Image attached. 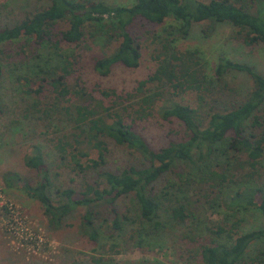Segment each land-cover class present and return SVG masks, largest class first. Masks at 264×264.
<instances>
[{"label": "trees", "instance_id": "obj_1", "mask_svg": "<svg viewBox=\"0 0 264 264\" xmlns=\"http://www.w3.org/2000/svg\"><path fill=\"white\" fill-rule=\"evenodd\" d=\"M6 5L0 2V83L5 64L20 60L17 52L6 53L5 46L25 37L37 46L59 50L54 64L48 58L35 69L26 61L32 69L25 68V75L18 79H23L27 88L23 92L34 95L32 106L45 118L52 111L68 117L70 136L61 134L52 145L62 165L83 176L82 189L76 194L71 186L55 188L54 198L38 145L36 153L24 159L26 166L37 170L36 183L16 173L5 176L40 202L50 224L58 228L82 207V232L98 243L93 250L106 251L108 241L109 248L118 252L125 244L154 248L158 244L153 242L165 239L177 223L184 228L183 237L197 244L194 251L202 264H264V224L240 230L246 212L255 210L264 219V75L225 55L218 56L208 73L200 48L180 51L173 44L177 36H187L194 23L207 22L211 27L228 23L237 29L235 37L244 45L264 47V0H132L130 5L45 0L13 19L1 16ZM136 18L153 24L174 22L169 27L176 36L163 37L151 74L124 93L99 84L90 90L80 84V77L71 81L78 52H62L61 43L77 47L88 26L110 43L117 40L109 54L94 61L100 75H107L116 63L137 67L141 46L128 30ZM60 23L67 27L57 30ZM231 71L246 73L251 79L243 97L223 82ZM187 91L195 93V104L165 99V94L176 97ZM1 106L0 97V114ZM154 114L179 122L184 130L179 140L157 150L137 131L138 121ZM110 142L127 148L137 162L106 167ZM83 145L95 151L96 157H90ZM191 189L199 194L188 196ZM228 191L233 194L225 205L222 197ZM126 196L134 210L126 206L121 212L117 204ZM201 208L224 213L223 219H202ZM106 230L108 236L103 235ZM102 257L91 259L103 264Z\"/></svg>", "mask_w": 264, "mask_h": 264}, {"label": "rangeland", "instance_id": "obj_2", "mask_svg": "<svg viewBox=\"0 0 264 264\" xmlns=\"http://www.w3.org/2000/svg\"><path fill=\"white\" fill-rule=\"evenodd\" d=\"M7 3V8L2 10L1 16L13 19L15 15H21L24 11L32 9L36 4H45V0H0ZM110 4L130 5L132 0H103ZM206 1V0H205ZM1 17V18H2ZM4 18H2L3 20ZM173 20L164 23L153 24L145 19L136 18L128 30L141 46V58L137 67L127 68L119 63L112 65L107 75H100L94 69L96 58L109 54L116 46V41L108 42V39L92 27H86V35L82 43L77 47H67L63 42L62 52L71 53L75 50L76 58L73 64L71 81L74 77H80L81 85L90 90L96 89L99 84L103 87H113L119 92L131 91L138 80L147 77L155 68V56L161 48L163 37L176 36ZM66 23H60L57 30L66 28ZM210 29V31H209ZM236 28L228 23H219L209 26L207 22L194 23L187 36L178 37L173 43L180 51L200 48L207 61V72L211 73L219 55H225L233 60L248 63L264 75V47L256 45L247 47L241 40L235 37ZM50 48L37 46L33 41L22 37L11 46H5V52L14 55L19 54L20 60L16 63L5 64L2 82L0 83V97L2 111L0 114V264H96L91 257L103 256V264H202L198 260V254L194 249L195 242L183 237V226L172 225L164 238L160 237L153 243L154 248L132 246L125 244L121 250L114 252L109 248V242L105 241L106 251H99L94 247L98 243L92 242L82 232L81 215L82 207L75 209L65 222L58 228L50 224L44 214L43 207L36 199L31 198L17 182H12L6 175L16 173L22 180L34 184L38 180L35 168L25 165L24 159L34 155L37 147L44 157V165L51 185V194L57 198L55 188L73 187L76 194L82 189L83 176L76 174L62 165L59 154L53 148L52 143L61 134H70L66 131L69 125L68 117L62 112L45 118L42 111L32 106L36 98L32 94L23 92L27 89L23 79L26 61L35 65L45 63L50 59L52 64L59 59L56 52ZM61 59V57H60ZM72 59V58H70ZM36 69V68H35ZM224 83L235 89L237 97H243L251 88V79L246 73L231 71L224 77ZM97 93L96 90L93 94ZM169 101L182 100L195 104L196 95L193 92H185L176 97L165 94ZM41 103L37 108L42 107ZM57 123V125H56ZM60 129V130H58ZM137 131L143 136L148 146L157 150L166 146L171 140H179L183 135V127L175 120L166 121L157 114L140 120L137 123ZM88 150L90 157H96V152L86 145L81 146ZM106 167L116 169L117 166L137 162L135 154L127 148L110 142ZM80 159V157H78ZM84 162V158L80 159ZM10 176V175H9ZM92 177V173L88 174ZM264 180V178H263ZM92 181V180H89ZM195 186V185H194ZM189 190L190 195L199 192ZM179 196L181 193H177ZM233 192H225L222 199L226 205ZM118 210L124 211L126 206L132 210V200L126 196L118 201ZM226 207V206H225ZM227 208V207H226ZM225 208V209H226ZM228 210V209H227ZM229 211V210H228ZM102 212V211H101ZM224 213L212 211L209 208L200 210L202 219L222 220ZM244 221L241 231L250 230L264 224L263 217L255 210L243 214ZM230 220H233L230 218ZM109 230L103 235L108 236ZM112 233V232H111ZM102 241V238L98 239ZM104 252V253H103Z\"/></svg>", "mask_w": 264, "mask_h": 264}]
</instances>
